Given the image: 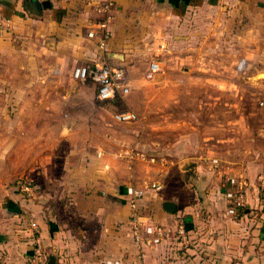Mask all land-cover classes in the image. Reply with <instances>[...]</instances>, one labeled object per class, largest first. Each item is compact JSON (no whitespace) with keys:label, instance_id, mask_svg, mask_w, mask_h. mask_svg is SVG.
<instances>
[{"label":"crops","instance_id":"obj_1","mask_svg":"<svg viewBox=\"0 0 264 264\" xmlns=\"http://www.w3.org/2000/svg\"><path fill=\"white\" fill-rule=\"evenodd\" d=\"M105 1L0 0V94L5 88L7 93L19 91L28 67L38 66V56L68 73V82L75 81V67L92 62L122 68L132 93L145 84L144 78L160 75L159 71L146 78L151 62L165 67L182 60V56L174 58L177 50L197 48L190 34H200L205 6L226 4L233 39L235 32L250 29L253 21L264 24V0H109L114 5L111 36L102 51L98 7ZM44 2L49 8L43 7L39 14L32 10L35 3ZM91 32L94 37L88 38ZM148 45L164 49L168 62L162 64L153 55L147 59ZM83 85L86 98L98 103L96 86L91 81ZM102 125L71 122L61 147L59 142L42 144L38 206L0 208V264H29L37 248L46 264L50 257L54 264H264V149L258 154L261 188L255 187L256 178L245 174L250 183L248 208L245 216L237 218L227 214L222 193L223 180L230 175L212 168V160H167L142 152L139 145L122 157L113 152L118 147L112 144L123 140L92 139L94 132L105 131ZM78 132L86 137H78ZM95 147L97 151H91ZM130 186L150 187L137 206L140 220L171 231L179 221L185 222L187 247L170 238L152 248L134 244L126 196ZM166 202L175 204L174 213L164 210Z\"/></svg>","mask_w":264,"mask_h":264},{"label":"rangeland","instance_id":"obj_2","mask_svg":"<svg viewBox=\"0 0 264 264\" xmlns=\"http://www.w3.org/2000/svg\"><path fill=\"white\" fill-rule=\"evenodd\" d=\"M201 11L200 34H190L197 48L173 53L182 60L161 66L160 75L144 78L145 84L117 97V109L88 100L84 82H68V73L40 56L38 66L29 65L20 92L11 89L7 93L4 86L0 94L4 96H0V208L25 207V203L38 206L40 149L51 142L61 147L71 122L103 124L105 131L94 132L92 139L123 140L112 144L118 147L113 152L122 157L139 145L142 152L167 160H217L222 171L247 179L248 190L249 179L255 178V187L261 188L258 154L264 149V24L253 21L250 29L235 32L233 39L225 3ZM163 50L148 45L147 59L153 55L166 64L169 54ZM128 110L136 113V121L114 122L115 112ZM77 136L86 137V133ZM91 151L96 152V147ZM26 186L28 191H22Z\"/></svg>","mask_w":264,"mask_h":264},{"label":"built area","instance_id":"obj_3","mask_svg":"<svg viewBox=\"0 0 264 264\" xmlns=\"http://www.w3.org/2000/svg\"><path fill=\"white\" fill-rule=\"evenodd\" d=\"M114 8L112 1H105L98 7L101 19L97 24L98 32V48L105 51L107 43L110 39L111 32L109 29L112 19V9ZM88 38H93L94 33H88ZM160 71L157 62H151L148 66L146 78L151 79ZM72 78L75 81L86 82L91 81L96 86V97L99 101H112L117 97H123L128 93L125 82V73L122 68H113L104 61H96L86 65L75 67L72 71ZM113 120L117 123H131L137 120V115L132 111L117 112L113 115ZM145 160L143 155L139 156ZM154 162L153 158L148 159ZM217 160H212V168H217ZM22 191H28L27 186L21 188ZM150 187L136 188L130 186L126 189L128 197V205L131 209L130 227L131 237L135 245L140 248H152L162 244L166 239H173L178 245L187 247L189 244V233L186 224L183 221L177 223L176 229L171 231L167 227L160 224L145 223L140 220L137 213L139 201ZM223 196L227 203L226 212L232 217H243L248 208V184L245 180L236 176H226L222 184ZM34 233H37V227L31 224ZM29 264H46V258L40 249L34 251V256Z\"/></svg>","mask_w":264,"mask_h":264},{"label":"water","instance_id":"obj_4","mask_svg":"<svg viewBox=\"0 0 264 264\" xmlns=\"http://www.w3.org/2000/svg\"><path fill=\"white\" fill-rule=\"evenodd\" d=\"M43 7H46V8H49V3L47 2H44V3H35L32 7V10L35 12V13H40L41 12V9ZM163 207H164V210L167 212V213H174L176 211V206L175 204L173 203H170V202H166L163 204ZM48 264H54V259L52 257L49 258V261H48Z\"/></svg>","mask_w":264,"mask_h":264},{"label":"trees","instance_id":"obj_5","mask_svg":"<svg viewBox=\"0 0 264 264\" xmlns=\"http://www.w3.org/2000/svg\"><path fill=\"white\" fill-rule=\"evenodd\" d=\"M87 82V81H86ZM116 99V100H115ZM113 101H99L98 100V103L101 105V106H107V105H109L110 106V104H112V105H116V107H114V108H119V104H120V101H119V99L118 98H115ZM122 110H123V108H121ZM120 109V110H121ZM120 112H123V111H120ZM115 113H117V112H115Z\"/></svg>","mask_w":264,"mask_h":264}]
</instances>
